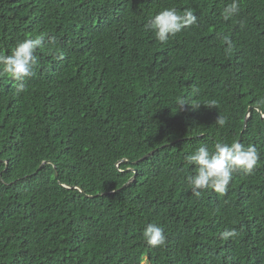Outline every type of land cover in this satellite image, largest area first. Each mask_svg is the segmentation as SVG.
<instances>
[{
    "label": "trees",
    "instance_id": "obj_1",
    "mask_svg": "<svg viewBox=\"0 0 264 264\" xmlns=\"http://www.w3.org/2000/svg\"><path fill=\"white\" fill-rule=\"evenodd\" d=\"M229 3L0 0V55L43 37L32 77L0 75V264H264V0ZM171 7L197 20L161 43ZM217 142L260 159L197 197L184 157Z\"/></svg>",
    "mask_w": 264,
    "mask_h": 264
},
{
    "label": "clouds",
    "instance_id": "obj_2",
    "mask_svg": "<svg viewBox=\"0 0 264 264\" xmlns=\"http://www.w3.org/2000/svg\"><path fill=\"white\" fill-rule=\"evenodd\" d=\"M240 10V0H231L222 12L223 19L225 21L232 19L240 14ZM196 20L197 17L191 10H185L181 14L176 8L171 7L150 17L144 27L163 43L170 36H175L196 23ZM241 27H243L242 23ZM42 43V36H27L17 41L10 55H0V75H7L14 81H24L32 77L37 64L36 51ZM223 44L226 45L225 52L231 53L234 45L229 36H223ZM18 90H23V84L18 86ZM185 104L187 103L182 100L181 106ZM211 105L215 107V101H212ZM256 105L260 110H264V96L257 99ZM215 123L223 127L226 118L219 115ZM259 159V152L254 145L245 147L238 142L231 144L217 142L212 149H209L207 145L202 144L184 157L188 166H194V174L187 177L189 188L197 197L200 196L201 190L205 189H211L217 194H225L233 174L242 170L244 174L251 175ZM237 235L235 229H230L222 232L221 238L228 240ZM142 238L151 247L164 246L167 240L164 229L156 223H148L144 227Z\"/></svg>",
    "mask_w": 264,
    "mask_h": 264
},
{
    "label": "water",
    "instance_id": "obj_3",
    "mask_svg": "<svg viewBox=\"0 0 264 264\" xmlns=\"http://www.w3.org/2000/svg\"><path fill=\"white\" fill-rule=\"evenodd\" d=\"M149 156V155H148Z\"/></svg>",
    "mask_w": 264,
    "mask_h": 264
}]
</instances>
